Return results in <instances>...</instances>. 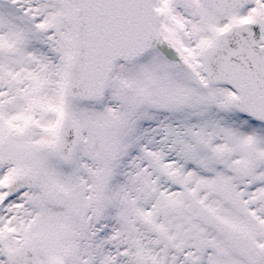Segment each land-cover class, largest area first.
<instances>
[{"label":"snow or ice","instance_id":"obj_1","mask_svg":"<svg viewBox=\"0 0 264 264\" xmlns=\"http://www.w3.org/2000/svg\"><path fill=\"white\" fill-rule=\"evenodd\" d=\"M0 264H264V0H0Z\"/></svg>","mask_w":264,"mask_h":264}]
</instances>
